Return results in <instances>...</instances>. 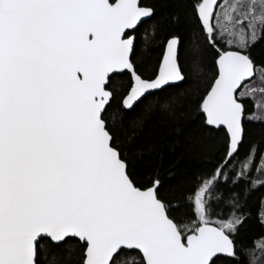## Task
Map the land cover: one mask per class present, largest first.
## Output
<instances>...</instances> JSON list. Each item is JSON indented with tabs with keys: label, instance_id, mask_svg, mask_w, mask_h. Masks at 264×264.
Wrapping results in <instances>:
<instances>
[{
	"label": "snow or ice",
	"instance_id": "6c2138e0",
	"mask_svg": "<svg viewBox=\"0 0 264 264\" xmlns=\"http://www.w3.org/2000/svg\"><path fill=\"white\" fill-rule=\"evenodd\" d=\"M262 39L264 0H0V264H264V232L243 235L264 188L245 127L264 124ZM221 129L210 170L180 167ZM253 211L264 228V197Z\"/></svg>",
	"mask_w": 264,
	"mask_h": 264
},
{
	"label": "trees",
	"instance_id": "16d2710c",
	"mask_svg": "<svg viewBox=\"0 0 264 264\" xmlns=\"http://www.w3.org/2000/svg\"><path fill=\"white\" fill-rule=\"evenodd\" d=\"M182 24H183V35L185 44H190L192 41L197 40V33H199V28L197 27L196 21L192 18L191 9H187L185 13L181 17ZM150 23V22H149ZM148 27V24H142L139 26V29L136 33L137 35V51L134 55V59L141 67V70L144 71L146 74H150L151 70L157 64L160 48L157 46L155 41H152L149 37V43L145 46L144 39H145V29ZM202 40L203 38L200 37ZM214 51L209 50L207 57H206V64H207V73L208 76L211 75V65L213 60ZM252 55L253 57L259 62L264 61V39L260 40L255 47L252 48ZM119 81L123 84H127L128 76L125 75L123 77L118 78ZM206 82V81H205ZM203 86V84H202ZM183 87H187V85H182ZM259 95V94H258ZM151 99V97H148ZM264 99V97H261ZM147 101H145L146 103ZM245 103L248 108V112L253 111V100L251 98L246 99ZM143 107V104L139 105L136 109L138 112L139 109ZM136 115V112H133V116ZM245 127L247 130L246 140L248 141H260L264 139V124L258 122H249L245 121ZM170 131V129L168 130ZM225 136L226 131L221 129L219 131H213L212 137H210L207 141V150L203 156H197L194 159H190L181 163L180 167L182 169L187 170L188 172H197L204 169H211L212 164L219 159V157L223 154L224 147H225ZM247 147V144L244 145V148ZM243 152V149H242ZM259 162L257 161V164ZM257 173L254 171L253 176H256ZM171 183H175L172 181ZM167 187V186H166ZM264 197V188H260L257 192L253 194L251 199L249 200V207L248 211L251 215V218L245 225V229L243 230V235L245 238L252 237L257 233L264 232V228L260 226L258 223L257 217L253 209L257 206V200ZM134 255V253H133ZM57 259L54 257H50L51 264H57Z\"/></svg>",
	"mask_w": 264,
	"mask_h": 264
},
{
	"label": "rangeland",
	"instance_id": "374dc122",
	"mask_svg": "<svg viewBox=\"0 0 264 264\" xmlns=\"http://www.w3.org/2000/svg\"><path fill=\"white\" fill-rule=\"evenodd\" d=\"M225 2V0H223L221 3H224ZM229 2H231V0H229ZM218 11H219V9H217Z\"/></svg>",
	"mask_w": 264,
	"mask_h": 264
},
{
	"label": "water",
	"instance_id": "95a60500",
	"mask_svg": "<svg viewBox=\"0 0 264 264\" xmlns=\"http://www.w3.org/2000/svg\"><path fill=\"white\" fill-rule=\"evenodd\" d=\"M223 0H218V4L221 3Z\"/></svg>",
	"mask_w": 264,
	"mask_h": 264
}]
</instances>
